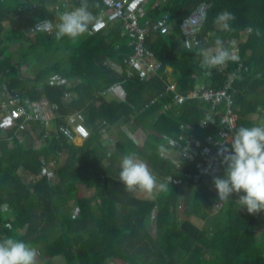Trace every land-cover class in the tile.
Wrapping results in <instances>:
<instances>
[{
    "label": "trees",
    "instance_id": "trees-1",
    "mask_svg": "<svg viewBox=\"0 0 264 264\" xmlns=\"http://www.w3.org/2000/svg\"><path fill=\"white\" fill-rule=\"evenodd\" d=\"M200 1L168 0L162 9L174 20L173 30L167 35L146 38V46L162 61L163 67L173 69L178 86L175 91L183 94L191 92L198 80L209 79L214 88L226 79L225 73L203 70V57L196 49L175 54L178 23ZM207 1L210 6L201 31L207 36L204 45L216 47V41L220 40L229 49L234 41L239 60L248 67L234 83L236 130L261 124L248 116L257 113L264 104V0ZM21 2L0 0V82L5 77L9 86L31 98L46 96L58 103L64 114L82 111L91 130L81 145L57 137L35 146L17 136L10 145L0 136V239L13 237L30 243L37 256L42 253L47 257L40 264H56L52 262L56 258L61 264H264V222L259 220L264 212L249 214L236 202L243 193H233L218 212L211 213L218 196L213 189L214 176L202 177L196 184L190 179L184 184L183 174L194 175L197 163L182 158L180 167H176L172 159L161 155V145L166 148L163 152L177 148L170 140L185 144L190 128L193 125L197 128L208 104L192 99L177 118L159 114L168 99L159 97L165 88L161 72L145 80L121 79L124 100L100 95L121 78L106 60L124 66L132 50L133 37L123 29L122 22H112L92 35L86 33L79 40L75 38L77 42L67 36L57 39L53 31L29 34L27 27L47 13L42 8L29 10L26 4L16 19ZM87 2L95 20L101 0ZM225 10L235 15L227 31L216 19ZM14 44L15 52L11 50ZM42 61L46 63L39 65ZM229 64L234 66L231 61ZM35 65L38 69L30 84L20 70ZM54 76L79 82L70 88L45 83ZM66 89L74 93L69 102L61 100ZM123 123L128 125L126 130L120 128ZM180 123L184 124V131L179 128ZM112 125L117 130L109 153L101 138L104 133L109 135L105 131ZM138 128L145 132L140 145L130 134ZM130 152L147 161L157 181L167 185L166 191L156 187L148 194L136 196L135 192L141 189L125 188L118 179L120 160ZM59 153L66 157L54 169L53 179L39 175L43 162L52 158L59 161ZM21 167L33 177L27 180ZM225 168L222 162L216 176H222ZM119 205L129 208L126 220L121 223ZM154 205L152 236L146 228V218ZM176 211L180 212L181 221L176 220ZM191 215L203 221L200 228L189 220ZM52 228L56 235L51 239Z\"/></svg>",
    "mask_w": 264,
    "mask_h": 264
},
{
    "label": "built area",
    "instance_id": "built-area-1",
    "mask_svg": "<svg viewBox=\"0 0 264 264\" xmlns=\"http://www.w3.org/2000/svg\"><path fill=\"white\" fill-rule=\"evenodd\" d=\"M31 7H36L34 0ZM54 4L56 10L71 5V0H56ZM149 0H101L103 7L100 9L98 17L89 25L87 34L92 35L104 28L108 24L115 21H121L123 29L133 38L131 45L133 52L125 59L127 64L126 77H136L145 80L151 75L156 74L162 67V63L157 60L153 51L146 47L145 41L149 32L167 34L171 30V18L168 13H163L159 18L151 20L146 17L148 12L144 6ZM166 0H154L152 11L158 5H162ZM210 3L207 0H201L196 4L191 12L183 17L178 23L179 39L184 49H196L202 54L207 51H214L216 47H206L204 42L207 36L201 34L203 24L207 17V11ZM75 8V7H74ZM70 8V10L74 9ZM69 10V11H70ZM21 11V8H19ZM45 21L50 23H45ZM57 24L50 20L35 21L29 28L30 34L37 32L51 33L57 29ZM229 51L238 56V49L234 41ZM201 46V47H200ZM202 48V49H200ZM203 57V55H202ZM230 61L225 65L217 66L211 70H216L222 74L232 71ZM233 62V61H231ZM203 59L201 60V66ZM234 76L248 70L247 65L238 59L233 62ZM203 68V67H202ZM204 69V68H203ZM206 70V69H205ZM209 70V71H211ZM123 81L114 82L108 88L100 92V95L109 98L123 99L124 90ZM233 79L230 78L223 87L214 89L201 86L187 94H181L175 91V84L172 82L165 83V91L172 92V100L175 103L182 104L187 99L199 98L210 103L211 110L206 111L198 121L197 128H192L191 132L185 138V144L181 145L176 141L170 140L177 148H173L169 152H161L162 156L169 157L180 167L182 158H186L189 162L197 163V170L194 175L184 173L185 183L191 179L193 184L199 182L202 177L209 178L216 176V173L222 164L223 157L227 153L224 149L231 150V141L236 131L237 113L234 110V96L231 90ZM48 84L65 85L68 84L66 78L60 76L49 77ZM13 88H8L5 84L0 86V136L7 138L12 144L13 137L22 132L28 135L38 137L39 141H45L51 136L63 137L67 141L76 144V139L85 140L90 135V128L86 125L85 116L81 111H75L70 114L59 113V106L56 103H50L46 100L31 101L28 98H19ZM2 97H5L4 99ZM65 98H70L69 92L64 93ZM67 99V100H68ZM154 100H151L153 102ZM224 105V110H219V105ZM171 104H166L164 108L168 109ZM259 112L264 117V104L259 108ZM35 123V126L34 124ZM215 125V132L206 135L204 141L196 136L197 129H205ZM13 133L6 136L8 130ZM205 142V143H203ZM60 161V160H59ZM42 172L39 175H45L49 180L54 177V169L58 165L56 159H49L43 162ZM27 179H31L33 175L25 172ZM168 180V179H167ZM166 183V179H164ZM225 200L217 198L212 204V210L217 211L221 208ZM179 207V206H178ZM156 208H152L151 217L155 216ZM104 264H109L108 262Z\"/></svg>",
    "mask_w": 264,
    "mask_h": 264
},
{
    "label": "clouds",
    "instance_id": "clouds-1",
    "mask_svg": "<svg viewBox=\"0 0 264 264\" xmlns=\"http://www.w3.org/2000/svg\"><path fill=\"white\" fill-rule=\"evenodd\" d=\"M216 19L227 31L230 30L229 21L235 20V15L225 10ZM93 20L87 0H81L79 7L60 15L56 38L67 36L75 39L88 30ZM216 45L214 51L202 53L204 69L211 70L228 61H238L239 57L225 48L220 40L216 41ZM160 150L163 152L166 148L161 145ZM224 152L227 153L223 157L226 164L224 174L213 177L219 199L226 201L233 193H243L236 200L239 206L249 214L264 212V123L240 126L232 138L231 150L224 149ZM118 179L128 191L139 188L150 193L156 187L161 191L167 190L166 184H157V177L147 161L135 152L121 158ZM37 255V250L28 242L13 237L0 239V264H36Z\"/></svg>",
    "mask_w": 264,
    "mask_h": 264
},
{
    "label": "crops",
    "instance_id": "crops-1",
    "mask_svg": "<svg viewBox=\"0 0 264 264\" xmlns=\"http://www.w3.org/2000/svg\"><path fill=\"white\" fill-rule=\"evenodd\" d=\"M22 2H21V5L18 7V9H17V12L15 13V17H16V19H18L19 18V8H25V6H26V4L28 5V8H29V10H31V9H40V8H42L43 10H45L46 11V13H47V15H46V17L45 18H42V19H37V20H35V21H41V20H50L52 23H55V24H58L59 23V17H60V15L63 13V12H65V11H69L70 10V8L72 7V8H76V7H79L80 6V3H81V0H71V5L70 6H68V7H63V8H61L60 10H56L55 8H54V4H57L58 2L56 1V0H54V1H51V0H38V1H35L34 0V2H36V7H31V4H32V2H30V1H27V0H21ZM168 0H166V2H167ZM153 2H154V0H149L148 1V3L146 4L147 6H148V8L146 9V11L148 12V14L146 15V17L147 18H149V19H151V20H154V19H157V18H159L163 13H168L167 11H163V6L165 5V3L166 2H164L162 5H158V7H156V8H154L153 9V11H152V5H153ZM103 7V5H102V2H101V7L99 8V10L97 11V16H96V18L98 17V15H99V12H100V9ZM157 11V12H156ZM23 12V11H22ZM22 12H20V13H22ZM169 14V13H168ZM170 15V14H169ZM23 16H25V15H23ZM170 17H171V15H170ZM34 21V22H35ZM172 21V20H171ZM33 22V23H34ZM3 24H4V26L5 27H7V23H5V21H3L2 22ZM32 23V24H33ZM112 23V22H111ZM110 23V24H111ZM31 24V25H32ZM173 24H174V20H173V22L171 23V25H172V27H171V30H170V32L169 33H167V34H170L171 33V31L173 30ZM31 25H29L28 27H27V29H26V33L28 32L29 33V28H30V26ZM57 31V29L56 30H54L53 32H56ZM30 34V33H29ZM84 34H86V32L84 33ZM156 34H160V33H153V32H149L148 33V36L149 35H151V36H155ZM166 34V35H167ZM177 40H178V46H177V48H176V50H175V54H178L181 50H186V49H184L183 48V46H182V44H181V41H180V39H179V30H178V34H177ZM131 41L132 40H130V45H131ZM145 44H146V41H145ZM16 46V47H15ZM131 47H132V45H131ZM147 47V46H146ZM148 48V47H147ZM15 49H17V45L16 44H14V46H12V48H11V50H13L14 52H15ZM150 49V48H149ZM151 50V49H150ZM152 51V50H151ZM133 52V47H132V50H131V53ZM196 52H197V50H196ZM130 53V54H131ZM154 53V52H153ZM198 53V52H197ZM129 54V55H130ZM198 54H200V53H198ZM154 55H155V53H154ZM155 57L157 58V56L155 55ZM128 58V57H127ZM157 60H159L161 63H162V61L159 59V58H157ZM124 62H125V60H124ZM106 64L107 65H109L117 74H119L120 75V79L119 80H117V81H115V82H118V81H122L121 79H130V78H127L126 77V68H127V64L126 63H124L125 65L124 66H122V65H120V64H118V63H115V62H113V61H110V60H106ZM162 65V67H161V69L158 71V72H161V76L163 77V81L166 83V82H172V83H174L175 84V89H177L178 90V86H177V81H176V79L174 78V76H173V69L171 68V67H168V66H166V67H163V63L161 64ZM202 67V66H201ZM230 68H231V70L232 71H228L227 73H225L226 74V79L224 78L222 81H221V83H220V85L219 86H217V87H214V89H217V88H220V87H223V85L227 82V80H229L230 78H232L233 79V82H232V85H231V90L233 91V96H234V94H235V88H234V83H235V80H236V78H238V76H240V75H237V76H234V74H233V69H234V66H230ZM202 69V68H201ZM204 70V69H203ZM207 71H209V70H207ZM1 73L2 72H0V78H1ZM242 73V72H241ZM240 73V74H241ZM243 73H245V72H243ZM20 75L21 76H23L21 73H20ZM223 75V74H222ZM25 77V76H24ZM60 77H62V76H60ZM64 78H66L67 79V81H68V84H65V87L66 88H70V87H73V86H75L78 82H79V79H75V78H67V77H64ZM132 78H136V77H132ZM136 79H138V78H136ZM30 81H31V83L30 84H32L33 83V81H32V79L30 78L29 79ZM29 80H28V83H29ZM48 80H49V78H47L46 79V82L45 83H48ZM140 80V79H139ZM203 82H201L200 80H198V84L196 83L195 85H194V88H193V90H196V89H198L199 87H201V86H204V87H209V88H213L212 87V85H213V81H211V80H209V79H205V80H202ZM2 84H5L8 88H13L15 91H17L16 93H18V97L19 98H28L29 100H31V101H43V100H46V101H48V102H52V103H56V102H54V101H50L46 96H41L40 98H31L29 95H25V94H23L22 93V91H20V89H17L16 87H14V86H9L8 85V82L5 80V77H3V80L0 82V86L2 85ZM122 85H123V82H122ZM123 87V86H122ZM123 90H124V88H123ZM192 90V91H193ZM69 92L70 94H71V97L68 99V98H65L64 97V93L65 92ZM191 91V92H192ZM65 92H63V94H62V97H61V100L62 101H67V102H69L70 100H71V98L74 96V93L73 92H71L69 89H66L65 90ZM179 93H181V94H183L182 92H180V91H178ZM188 93H190V92H188ZM185 94H187V93H185ZM161 96H166L168 99H167V101L162 105V107H160V109L158 110V113L159 114H167V115H169V116H171V117H173V118H177V117H179V115H181V113H182V108H183V106L187 103V102H189V101H191L192 99H195V100H199V101H202V102H205V103H207L208 104V106H207V108H205V110L203 111V114H202V116L204 115V113L206 112V111H209V110H211V105H210V103L209 102H207V101H205V100H201V99H199V98H190V99H187L184 103H182V104H178V103H175V102H173V100H172V95H171V92L170 91H168V92H166L165 91V88H164V90L159 94V97H161ZM124 97H125V92H124ZM124 97H123V99H115V98H109V97H106V98H108V99H115V100H119V101H121V100H124ZM3 99L5 98V97H2ZM68 99V100H67ZM155 99L156 98H154V99H152V100H154L155 101ZM153 101V102H154ZM153 102H151L150 101V103H153ZM58 106H59V104L58 103H56ZM166 104H171V106L168 108V109H166V108H164V106L166 105ZM234 104V103H233ZM262 106V105H261ZM260 106V107H261ZM233 107H234V105H233ZM259 107V108H260ZM219 110L222 112L223 110H224V105L223 104H221V105H219ZM235 110V109H234ZM75 111H80V110H74V111H72V112H75ZM236 111V110H235ZM72 112H69V113H66V114H70V113H72ZM82 112V111H81ZM59 113H61V114H64V113H62L61 111H60V109H59ZM83 113V112H82ZM84 114V113H83ZM85 116V115H84ZM201 116V117H202ZM201 117L198 119V121L201 119ZM254 123H257L258 121L262 124V123H264V117H262V115H261V113L259 112V109H258V112L257 113H253V114H250L249 116H248ZM86 120V119H85ZM237 120H238V114H237ZM88 123V122H87ZM195 127V125H193L190 129H192V128H194ZM179 128L181 129V130H183L184 131V129H185V127H184V124L183 123H180V125H179ZM215 128L216 127H214V126H210V127H207V128H205V129H198V130H200V131H198V139L199 140H201V141H204V139H205V136L207 135V134H210V133H214L215 132ZM90 130H91V127H90ZM11 133H13V131L10 129V130H8L7 131V134H6V136H9ZM19 134L17 135V137L19 138V140H22V141H24L25 143H29V142H31L32 143V141H29V142H27V135L25 134V133H22V132H18ZM30 137V136H29ZM134 136L132 135V133H131V138L134 140V142L135 143H137L138 145H140V144H142V142H143V139H142V141H140V142H138L137 140H135V137L133 138ZM30 138H32V140L33 139H35V141H36V143H37V145H39V144H41L42 143V141H39L38 140V137H35L34 135H32ZM51 138H57V137H55V136H51L50 138H47L45 141H48V140H50ZM2 139H7V138H2ZM65 139V138H64ZM8 140V139H7ZM66 140V139H65ZM101 140L103 141V143L107 146V148L109 149V153L111 152V150H112V148H113V146H114V139L112 138V136H110V134L109 135H105V133L103 134V136H102V138H101ZM45 141H43V142H45ZM8 142L10 143V141L8 140ZM84 142V140L83 141H81L80 142V144H76V145H81L82 143ZM12 144H14V143H12ZM11 143H10V145H12ZM9 145V146H10ZM35 145V144H34ZM37 145H35V146H37ZM112 146V147H111ZM107 149V150H108ZM63 155V156H62ZM61 156H62V158H61ZM65 154L64 153H59V160L60 159H62V161L60 160V161H58V165H59V163L61 162H63L64 161V159H65ZM44 164V163H43ZM57 167V166H56ZM21 169H22V171H24V172H27L28 173V171H26L25 169H23L22 167H21ZM20 169V170H21ZM29 174V173H28ZM24 177H26V179H27V176H26V174H25V176ZM28 180V179H27ZM213 189H215L214 187H213ZM120 206V205H119ZM119 206H118V209H119ZM4 207V206H3ZM154 207L156 208V205H154ZM153 207V208H154ZM72 208H74V206L72 205ZM211 213H216V212H218V210L217 211H214V210H212V208H211V211H210ZM155 215H156V210H155ZM118 216H119V213H118ZM155 217V216H154ZM152 218L151 217V211H150V213H149V215L147 216V218H146V228H147V230H148V232L152 235V236H154L155 235V218ZM175 217H176V220L177 221H181V214H180V212L179 211H176L175 212ZM124 220H126V219H124ZM189 220L193 223V224H195L197 227H201L202 225H203V221L200 219V218H198V217H196V216H193V215H191L190 217H189ZM259 220H260V222L261 223H263L264 222V216L262 215V216H260L259 217ZM120 223V222H119ZM148 223L149 224H151L152 226H148ZM260 229V228H259ZM54 262L56 263V264H61V260L60 259H58V258H56L55 260H54ZM63 263V262H62Z\"/></svg>",
    "mask_w": 264,
    "mask_h": 264
},
{
    "label": "rangeland",
    "instance_id": "rangeland-1",
    "mask_svg": "<svg viewBox=\"0 0 264 264\" xmlns=\"http://www.w3.org/2000/svg\"><path fill=\"white\" fill-rule=\"evenodd\" d=\"M148 8L147 5L144 6V9L146 10ZM84 36V34H82L81 36L77 37L76 39L79 40L81 39L82 37ZM75 39V41H76ZM74 41V42H75ZM77 42V41H76ZM75 42V43H76ZM16 47V46H15ZM46 63V61H42L41 63H39V65H44ZM38 69V65H35V66H32V67H29L27 68L26 66H23L22 69L20 70V73L25 76V77H28L29 79L35 74L36 70ZM28 70L29 73H27L26 71ZM201 82H203L202 80H200ZM29 83H31V81L29 80ZM199 82H197L198 84ZM122 125V124H121ZM120 125V128H123L124 130H126L127 128V124L126 123H123V125L121 126ZM129 128V127H128ZM116 130H117V127L112 125L111 127H108L107 130L105 132H109L110 136H112V138L116 139ZM130 131H127V133H129ZM131 134V133H130ZM132 135L135 137V140H137L138 142L142 141L143 137L145 136V132L143 129L141 128H138L134 133H132ZM133 137V138H134ZM28 141H32L33 144L37 145L35 139L32 140V138L30 137H27ZM27 141V142H28ZM81 140L80 139H76V144H80ZM112 147V146H111ZM63 156V155H62ZM61 156V158H62ZM62 161V159H60ZM116 166V164H115ZM21 173L23 174V176H25V172L24 171H21ZM158 180V178H157ZM158 182V181H157ZM159 183V182H158ZM141 195H144V194H148L146 191L144 190H139V191H136L134 195L136 196H140ZM179 210V209H178ZM129 212V208H123L122 206H119V222H124V219H126L127 217V213ZM148 226H152L151 224L148 223ZM151 228V227H150ZM52 231L51 233V239L56 235V231L54 228H52L50 230V232ZM46 255L45 254H40L39 256H37V259H36V264H40V263H43L46 261ZM52 262H54V260H52Z\"/></svg>",
    "mask_w": 264,
    "mask_h": 264
},
{
    "label": "water",
    "instance_id": "water-1",
    "mask_svg": "<svg viewBox=\"0 0 264 264\" xmlns=\"http://www.w3.org/2000/svg\"><path fill=\"white\" fill-rule=\"evenodd\" d=\"M51 1H54V0H51ZM223 46L225 47V45H223ZM200 47H201V46H200ZM206 47H207V46H206ZM200 49H202V48H200ZM86 125H87V127H89V128L91 127V125H90L89 123H87V122H86Z\"/></svg>",
    "mask_w": 264,
    "mask_h": 264
}]
</instances>
